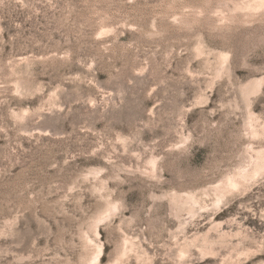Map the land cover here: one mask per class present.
<instances>
[{"label": "rangeland", "instance_id": "obj_1", "mask_svg": "<svg viewBox=\"0 0 264 264\" xmlns=\"http://www.w3.org/2000/svg\"><path fill=\"white\" fill-rule=\"evenodd\" d=\"M0 264H264V0H0Z\"/></svg>", "mask_w": 264, "mask_h": 264}]
</instances>
